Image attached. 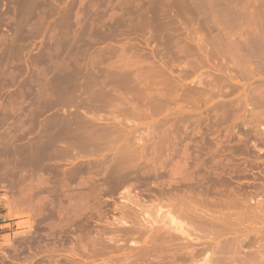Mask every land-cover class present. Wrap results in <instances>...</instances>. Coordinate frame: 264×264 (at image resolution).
<instances>
[{
    "label": "rangeland",
    "instance_id": "1",
    "mask_svg": "<svg viewBox=\"0 0 264 264\" xmlns=\"http://www.w3.org/2000/svg\"><path fill=\"white\" fill-rule=\"evenodd\" d=\"M187 41L191 44L189 45L191 54L186 56L182 53L181 46L187 44ZM124 43L131 44V47L134 45V49L126 50L121 56L120 49ZM109 44L116 46L117 50L109 49L111 46ZM91 55L99 59L94 60L99 68L117 72L129 68L139 69L141 65L139 62L144 63L141 68L149 69H155L159 65L161 67V62H164L166 67L172 70L174 75L171 76L172 80L184 85L182 88L186 87L185 90L180 88L178 91L181 98L171 100L169 102L171 104L168 103L169 107L167 104L166 109L154 115V118L150 115H145L148 118L128 117L126 122L131 133L140 142L142 140L141 144L144 142V145L153 132L159 133L156 136L154 134L153 138L160 137L162 140L161 136L166 135V132L172 129L177 131L178 136L173 130L171 132L176 135L172 149L167 148V144L166 146L160 143V140L154 139L161 144L160 152L164 151L163 155L173 154V158L164 160L156 170L153 168L150 175H144L145 171L140 167L143 169L141 171H144L140 173L141 175H133L134 177L128 178L129 180H126L127 177L132 176L114 178L117 182L106 176L105 179L102 176L100 181L101 176H98L101 175L100 172L96 175L93 172V176L98 178V181L93 182L88 180L91 173L89 176L87 170L81 173L83 178L77 174L73 179H65L60 175L65 170L72 169L73 165L64 159H60L58 164L53 160L51 167L55 169L50 167L52 171L48 166L43 167V164H40L41 171L39 165H34L31 170L29 169L33 165L29 166V169L21 167L25 168L28 174H25V169H18L21 171L20 178L33 172L31 177L35 179L27 176L20 180L17 177L19 171L15 174L16 177L10 175L9 178L0 171V264H208L207 260L213 253L211 250V247L214 248L213 240L214 245L220 241L226 245L230 238L232 243L229 241V248L233 244L236 245L234 246L236 249L240 247L242 250H237L242 251L238 253L242 255L240 257L250 252L254 255L256 251L258 253V249L263 253L264 0H0V170H4V165L8 166L10 162L13 168L16 163L27 160L21 155L23 153L15 155L10 150L7 151V143L14 141L11 140V136L14 138V135L15 137L24 135L20 137L21 139L15 138L14 146L19 143L18 146L28 144L31 138H34L32 141L35 142L44 123L49 125L62 118L64 114L73 112L71 107L76 102L73 95L74 86L62 89L52 84L50 88L58 90L53 92L54 96H50L51 101L49 97L44 96L43 89L46 86L44 83L50 82L48 80L54 76L53 73H49L50 70L58 65L57 68H68L67 72L70 73L81 65L89 66L94 62ZM193 59L195 63L196 60L202 61V65L200 63L196 65L192 62ZM187 63L195 70H201L196 73L189 70L188 74H184ZM196 66L203 67L196 69ZM43 70L47 72L48 80L44 77ZM181 75L185 77L181 78ZM183 92L185 94L190 92V103H187V106ZM195 97L197 101L192 102ZM189 106L192 112L188 111L187 115L188 112L184 109H188ZM96 109L93 111L85 109V116L107 119L109 114L107 107ZM81 110L84 111L83 108ZM182 110L187 113V117ZM168 112L172 117H167ZM28 115L32 121L26 118ZM179 117L185 120L182 121ZM20 120L30 121L22 122L21 126ZM162 122H166L167 125L166 123L163 125ZM174 124L178 125L175 127ZM26 125L30 129H27ZM169 126H172V129L167 131L166 128H170ZM18 127L20 131L17 130ZM14 128H17V131ZM24 128L26 132L32 130L26 134ZM7 133L11 136H7ZM148 143L150 141L147 145ZM150 144L146 145V148L148 147V156L151 157L149 160L152 162L154 155L153 146ZM186 147L190 158L186 168L191 174L190 180L181 174L172 175L173 169L184 167ZM12 156L13 158H10ZM198 160L201 163L199 166L195 165ZM44 162L47 164L48 160ZM150 162H146L149 167L152 166ZM146 165L144 168H147ZM149 167L148 171L145 168L147 172ZM56 168L62 172H57ZM53 169L55 173L52 174ZM50 173L55 175L50 177ZM40 174L48 180L44 183L45 192L44 186L39 185L44 193L41 189H35L39 184ZM61 178L67 184L70 182L67 190L60 188L64 182ZM22 179H26V182ZM68 179L69 181H66ZM83 179L89 181L91 189L85 187L83 183L82 187L80 186ZM21 182L27 183V186L29 183L32 185L28 186L29 190L25 188L23 191L22 188L25 186L23 187L24 184ZM95 183L100 184H97V187ZM93 184L99 190V186L102 188L101 194L97 188L98 192L94 191L98 196L93 194L95 188H92ZM30 188L36 191L30 192ZM89 190L90 192L92 190L93 195L89 194ZM187 192L208 193L204 200L207 210L205 209L203 214V217L206 214L207 219L201 220L202 223L208 219L211 221V216L214 220L212 223L205 221V224L199 222L201 224L199 231L205 241L201 239V242L190 244L191 247H196V255L193 258L184 257L174 261L168 259L170 252L175 250L182 252L178 248L187 243L186 239L182 238V242L177 241L179 242L177 246L176 241L171 242L163 236L166 235L163 231L161 237L169 242H163L160 237L159 242L158 239L157 243L156 241L153 243L155 234L152 235L146 230L147 227L151 229L153 226L146 225L143 219L160 218L158 220L161 221L170 211L166 206L168 199L173 194L182 195ZM127 194L137 205L126 201ZM70 195L73 197L72 200L75 201L77 198L78 201L76 199L73 204ZM70 203L81 208L77 206L78 209L71 210L73 206L71 207ZM123 213L131 218L135 216L138 223L125 228L117 220L121 219ZM233 219L242 221L241 225L237 222L240 225L237 224L238 228L234 224V228L231 226L232 222L234 223ZM162 221L161 226L167 225L168 222ZM160 225H157V228L161 227ZM232 229L239 230V234ZM219 234L228 241L223 242L221 236L216 239ZM232 238H235L234 242ZM235 243L241 244L237 246ZM174 245L176 247H173ZM218 245L221 246L220 243ZM242 245L244 246L241 247ZM238 254L236 256L239 257ZM250 255L242 258L244 260L234 255V259L236 257L239 262L235 263L236 259L232 262V259L229 264L231 262L247 264L251 261ZM251 263L257 264L253 261L249 264Z\"/></svg>",
    "mask_w": 264,
    "mask_h": 264
},
{
    "label": "bare ground",
    "instance_id": "2",
    "mask_svg": "<svg viewBox=\"0 0 264 264\" xmlns=\"http://www.w3.org/2000/svg\"><path fill=\"white\" fill-rule=\"evenodd\" d=\"M106 1V0H105ZM127 1V0H126ZM148 1V0H147ZM31 2V1H30ZM108 2V1H107ZM111 3V2H110ZM120 3V1H119ZM130 3V2H129ZM145 3V2H144ZM109 4V3H108ZM113 4V3H112ZM124 4V3H123ZM132 4V3H131ZM146 4V3H145ZM31 5V3H30ZM32 6V5H31ZM111 6V5H110ZM123 6V5H122ZM26 7V6H25ZM108 7V6H107ZM121 7V5H120ZM38 8V7H37ZM55 9V8H54ZM147 10V9H146ZM145 10V11H146ZM148 12V11H146ZM89 14V13H88ZM145 14V13H144ZM149 14V12L147 13ZM146 14V15H147ZM31 15V14H30ZM16 16V15H15ZM36 16V15H35ZM149 16V15H147ZM28 17V16H27ZM37 17V16H36ZM23 18V17H22ZM151 18V17H150ZM35 19V18H34ZM29 20V19H28ZM150 21V20H149ZM39 22V21H38ZM146 22V20H145ZM145 24V23H144ZM148 24V23H147ZM149 25V24H148ZM34 26V25H33ZM16 27V26H15ZM18 27V25H17ZM22 28V26H20ZM18 27V28H20ZM142 27V26H141ZM164 27V26H163ZM23 29V28H22ZM17 30V29H16ZM164 30V29H162ZM38 33V32H37ZM30 36V35H29ZM32 36V35H31ZM19 37V36H18ZM35 37V35H34ZM14 42V41H13ZM188 43L190 41H187ZM184 44L183 46H181V51L184 55H190L191 54V45L190 43L189 44ZM15 44V43H14ZM111 45L109 47V49H114L113 51H116L115 48L116 46L112 45V44H109ZM133 45V44H132ZM134 47V45H133ZM131 47V44H128V43H124L122 46H121V49H120V53H121V56H123L125 54V51L127 50H133L134 48ZM107 50L108 48L105 47ZM17 49V48H16ZM105 49V50H106ZM193 49V48H192ZM104 51V49L101 51V53ZM98 52V51H96ZM99 55V53L97 54ZM102 55V54H101ZM100 56V55H99ZM97 56V57H99ZM90 57H93V55H91ZM96 57V58H97ZM194 57V56H193ZM94 59H92L93 61L94 60H97L95 59V56L93 57ZM138 58V57H137ZM37 59V58H36ZM91 59V58H90ZM139 59V58H138ZM136 59V60H138ZM199 59V58H197ZM91 60V62H92ZM99 60V59H98ZM191 60V59H190ZM200 60V59H199ZM205 58H203V62H204ZM90 62V63H91ZM188 62V60H187ZM191 62V61H190ZM194 59H193V61ZM202 62V61H201ZM201 62H197L196 60V63L198 65H202ZM206 62V61H205ZM161 67L159 65L156 66V68L154 69H149V68H141V65L144 64V63H141L139 62V64H141L139 67V69L137 68H129L125 71H120V72H117L116 70H104V68H99L97 66V62L94 61L92 62L89 66H86V65H81L79 68H76V69H72L73 71H71L70 73L67 72L68 71V68H65V69H59L57 68V65L56 68H53L52 70H50L51 72L49 73H53L54 76L51 77L49 80H48V74L45 70H43V75L45 78H47L48 81L50 82H47V83H44V85L46 84L45 88L43 89V93H44V96L46 95L47 98L49 97V100H50V96L53 95V92L57 91L58 88H50L52 84H56L58 87H61L62 89H68L72 86H74V96H75V99H76V102L74 103V105L71 107L72 111L71 113H67V114H64L62 116V118L60 117L58 120H56L55 122H51V124L49 125H46L44 123V127L43 129L41 128V132H38L39 135L37 137V139H35V142L32 141L34 140V138H31L30 140L32 141H29L28 144L26 142H21L22 144H25L23 146H18L20 145L19 143V140L17 141L19 144L17 146H14V143L16 142L15 141V138L16 137H23V136H18L14 135V138L13 136L10 135V133H7L8 135L7 136H11V140L14 139V141H9L7 143V148L8 149L7 151H11L12 153H14L15 155L17 153L25 156V159H27L26 161H20L19 163H16L15 167L12 168V166L10 164H8V166L4 165V170H0V171H3L4 175L6 176H10V175H14L17 173V171H19L18 169H21V167L23 168L25 166L28 167L29 169V166L33 165V167H30L29 170H31V168H34L35 166L34 165H39L40 164H43V167L47 168L48 166V169L51 167V162H53L54 160V163L58 164L59 163V160L60 159H64L65 161H67L69 164H72L73 167L72 169H68V170H65L64 173H62L60 176H64L63 178H75V176L78 174L81 175V173L86 172L89 174L91 173V176L89 174V178L88 180H93V182L95 181H98V178L95 176L96 173L99 174V172L101 173V175H98V176H101V179L99 178L100 181H102V176H103V179H105L104 177H110V178H117V179H120V178H123L124 176H132V177H127L126 180H129L128 178H133L136 174H140V173H143L145 171V173H148V174H145L143 173L144 175H150L149 173H151V171H153L154 169L156 170L157 166L158 165H162L163 164V161L165 160H168V158H171L173 156V154H169V155H163L162 153H164L163 149L162 151L163 152H160L159 148L161 149V144H167V148H171V146L173 145V143H175V139H176V135L178 133H176L173 129H172V126H169L170 128H166L167 131L168 129H172L173 132L176 134L174 135V133L172 134V130H170V132H166L164 134L166 135H162V140H160L159 138H153L152 136L155 134L156 136V132H153L154 134L152 135L151 133V138H153L152 140H150L151 138H149V140L145 141V144L147 145V142L150 141V143H148L147 146L152 145V153L154 155V158L152 157L151 161L150 162V158L148 156V153L147 152V148H146V145H144V142L141 144V142L139 141V139L131 133V129L128 125V117H138V118H142V117H146L145 115H150L152 116L153 118L155 117L154 115H156L157 113H160L162 111H164L165 106L171 102V100H176L178 98H181V94H179V90L180 88H182V86L184 85H179L178 82H175L174 80H172V77H174V75L172 74V70L168 69L165 65L164 62H161ZM164 63V64H163ZM195 63V64H196ZM200 63V64H199ZM196 64V65H197ZM54 65V64H53ZM88 65V64H87ZM101 65V64H100ZM148 65V64H147ZM204 65V64H203ZM146 66V65H144ZM55 67V66H54ZM62 68L64 66H61ZM147 67H150V66H147ZM152 67V66H151ZM158 67V68H157ZM195 67V65H194ZM198 66H196V69H197ZM203 66L201 67H198L199 68H202ZM99 68V69H98ZM115 68V67H114ZM113 68V69H114ZM119 69V67H117ZM116 68V69H117ZM159 69V70H158ZM204 69V68H203ZM195 71V73L199 70H195L193 67L190 66V63L186 64L185 65V69L183 71L184 74H188V71ZM3 71V70H1ZM4 72V71H3ZM2 73V72H1ZM15 73V72H14ZM66 73L67 76H66ZM166 73V74H165ZM190 73V72H189ZM4 74V73H3ZM192 74V73H191ZM14 75V74H13ZM190 75V74H189ZM203 75V74H202ZM7 76V75H6ZM16 76V75H15ZM185 77L184 75H181V78ZM187 77V76H186ZM199 77V76H198ZM9 78V76H8ZM189 78V77H188ZM1 79V78H0ZM32 79V78H30ZM36 79V78H35ZM12 80V79H11ZM46 80V79H45ZM177 80V79H175ZM55 81V82H54ZM174 81V82H173ZM179 81V80H178ZM185 81V80H183ZM32 82V81H31ZM45 82V81H44ZM39 83V82H38ZM51 83V84H50ZM181 83V82H180ZM201 83V81L199 82ZM33 84V83H32ZM35 84V83H34ZM37 84V83H36ZM43 84V83H42ZM68 84H70L68 86ZM168 84V85H167ZM1 85V84H0ZM7 85V84H6ZM41 85V84H40ZM43 85V87H44ZM49 85V86H48ZM170 85V87H169ZM187 85V84H185ZM189 85V84H188ZM191 85V84H190ZM189 85V86H190ZM201 85V84H200ZM34 86V85H33ZM39 87V86H38ZM184 88L186 87H183L182 89L185 90ZM55 89V90H54ZM189 89V88H188ZM3 90V89H2ZM78 91V92H77ZM191 92V91H190ZM189 92V93H190ZM184 93V92H183ZM188 92H186V94L184 95L183 94V98L185 99L186 101V105L187 106L188 104L187 103H190V94ZM198 93V92H197ZM196 93V94H197ZM198 95V94H197ZM196 95V96H197ZM54 96V95H53ZM52 96V98H53ZM46 98V99H47ZM196 98V97H195ZM193 98V99H195ZM55 100V99H54ZM61 100V99H60ZM15 101V100H14ZM46 101V100H45ZM48 101V99H47ZM46 101V102H47ZM51 101V100H50ZM179 101V100H178ZM177 101V102H178ZM184 101V100H183ZM184 101V102H185ZM189 101V102H188ZM196 102L197 101V98L195 100H193L192 102ZM176 102V101H175ZM10 103V102H8ZM54 102H52L53 104ZM62 103V102H61ZM199 103V102H198ZM197 103V104H198ZM12 104V103H11ZM51 104V103H50ZM56 104V103H55ZM54 104V105H55ZM171 104V103H169ZM169 104H168V107H169ZM194 104V103H193ZM8 105V104H7ZM47 106V105H46ZM53 106V105H52ZM60 105L58 104V107ZM45 107V106H44ZM50 107V106H49ZM69 107V106H68ZM101 108V107H104V109L107 107L109 109V114H108V117L107 119H101V118H88L85 116V109H87L88 111H93V110H97L96 108ZM191 106L188 107V109H184L185 111H191ZM198 107V105H197ZM84 109L81 110V109ZM175 108V107H174ZM31 109V108H30ZM46 109V108H45ZM171 109V107H170ZM181 109V107H180ZM7 110V108H6ZM11 110V109H9ZM15 110V109H14ZM67 110V109H66ZM169 110V109H168ZM174 110V109H173ZM184 110H182L183 114L186 116V114L184 113ZM193 110V109H192ZM8 111V110H7ZM6 111V112H7ZM29 111V110H28ZM41 111V110H40ZM12 112V111H11ZM27 112V111H26ZM171 112V110H170ZM173 112V111H172ZM192 112V111H191ZM195 112V111H194ZM29 113V112H28ZM30 113H31V110H30ZM41 113V112H40ZM164 113V112H163ZM177 113V112H176ZM6 114V113H5ZM27 114V113H25ZM34 114V113H33ZM37 114V113H36ZM167 117L168 116H171L169 114V112L167 113ZM180 114V113H179ZM181 114V115H183ZM192 114V113H191ZM190 114V115H191ZM194 114V113H193ZM180 115V116H181ZM189 115V112L188 114ZM24 116V115H23ZM31 116V115H30ZM35 116V115H34ZM37 116V115H36ZM158 116V115H157ZM192 116V115H191ZM191 116H188L189 118ZM28 117V118H27ZM172 117V116H171ZM187 117V116H186ZM195 117V116H194ZM12 118V117H10ZM23 118V117H22ZM25 118V117H24ZM27 119H31V117L26 116ZM25 118V119H26ZM33 118V117H32ZM148 118V117H146ZM166 118V117H164ZM170 118V117H169ZM181 120L182 118L179 117ZM184 118V116H183ZM50 119V118H49ZM172 119V118H171ZM170 119V120H171ZM198 119V118H197ZM151 120V119H150ZM168 120V119H167ZM185 119H183L182 121H184ZM189 120V119H187ZM195 120H196V117H195ZM20 125L22 124V122H26V121H30V120H20ZM32 121V119H31ZM34 121V120H33ZM141 121V120H140ZM145 121V120H144ZM165 121V119H164ZM172 121V120H171ZM177 121V120H176ZM147 122H149L147 120ZM167 122V121H166ZM164 122V123H166ZM36 123V122H35ZM163 123V122H162ZM163 123V125H164ZM169 123V121H168ZM174 123V121H173ZM178 123H179V120H178ZM182 123V122H181ZM145 124V123H144ZM176 124V123H175ZM174 126L176 127L177 125ZM23 125V124H22ZM21 125V126H22ZM33 125V124H32ZM31 125V126H32ZM154 125V124H153ZM159 125V124H158ZM167 125V123L165 124ZM173 125V124H172ZM35 126V125H34ZM42 126V125H41ZM152 126V125H151ZM27 128V125L25 126ZM137 127V126H136ZM153 127V126H152ZM162 127V125H161ZM165 127V126H164ZM163 127V128H164ZM10 128V127H9ZM12 128V127H11ZM20 127H18L17 130H21L19 129ZM29 128V126H28ZM27 128V129H28ZM155 128V127H154ZM179 128V126L177 127ZM7 129V128H6ZM15 129V128H14ZM15 129V130H16ZM30 129V128H29ZM32 129L35 130V128L32 127ZM31 129V130H32ZM49 129V130H48ZM161 129V128H160ZM13 130V129H12ZM16 130V131H17ZM25 130V128H24ZM31 130H28V131H31ZM135 130V129H133ZM159 130V129H158ZM162 130V129H161ZM179 130V129H178ZM7 131V130H6ZM14 131V130H13ZM13 132L14 134L16 133ZM28 131L26 132V134L28 133ZM165 131V130H164ZM23 133V131H21ZM33 132V131H32ZM179 132V131H178ZM6 133V132H5ZM22 133H19L22 135ZM37 133V132H36ZM37 133V134H38ZM25 134V135H26ZM32 134V133H31ZM159 134V133H158ZM157 134V135H158ZM161 135V134H160ZM36 136V135H35ZM178 136V135H177ZM34 137V136H33ZM149 137V135H148ZM10 138L8 140H10ZM17 138V139H19ZM21 139V138H20ZM160 140V143L158 144L156 140ZM164 139V140H163ZM144 140V139H143ZM163 141V142H161ZM174 141V142H173ZM14 142V143H13ZM177 142V141H176ZM163 147V146H162ZM166 148V147H165ZM172 149V148H171ZM150 150V151H151ZM168 150V149H167ZM25 153V154H24ZM150 152V154H152ZM13 154V155H14ZM163 157H161V155ZM1 156V155H0ZM149 158H148V157ZM17 157V156H16ZM159 157V159H158ZM10 158H13L10 157ZM24 158V157H23ZM67 158V159H66ZM173 158V157H172ZM193 158V157H192ZM15 159V158H14ZM13 159V160H14ZM158 159V160H157ZM184 162H183V168H176L175 170L173 169L172 170V175L174 176H177L178 174H181L183 175L187 180H190L191 179V174L188 172V170L186 169L187 166H188V162L190 160L189 158V151L187 149V147L185 148V152H184ZM195 159V158H193ZM197 159V158H196ZM6 160V159H4ZM8 160V159H7ZM6 160V161H7ZM44 160H48V163L45 164L43 163ZM56 160V161H55ZM144 160H146V162H150L149 164L152 163V166L149 167L148 163H146ZM149 160V161H148ZM12 161V160H11ZM16 161V160H15ZM144 161V163H142ZM197 161V160H196ZM4 162V161H3ZM195 162V161H194ZM5 163V162H4ZM3 163V164H4ZM8 163V162H7ZM6 163V164H7ZM196 163V162H195ZM53 164V163H52ZM142 164V165H141ZM147 164V171H148V167L150 168L149 169V172H147L144 168V165ZM199 164H201L198 160V162L195 164L197 166H199ZM1 165V163H0ZM13 165V163H12ZM141 165V166H140ZM11 166V167H10ZM36 166V168H38ZM42 166V165H41ZM41 166H40V171H41ZM54 166V165H52ZM196 166V167H197ZM6 167V168H5ZM57 167V166H56ZM140 167H143L144 171H141L143 169H141ZM1 168V167H0ZM24 168V169H25ZM35 168V169H36ZM51 168H54V167H51ZM50 168V169H51ZM152 168V169H151ZM154 168V169H153ZM199 168V167H198ZM24 169H21V170H24ZM27 169V168H26ZM24 170L25 172L27 170ZM48 169H46L48 171ZM55 169V168H54ZM53 169V170H54ZM57 169V168H56ZM59 169V168H58ZM57 169V172L61 171L62 170H59L58 171ZM28 170V172H29ZM37 170V169H36ZM39 170V169H38ZM45 170V172H46ZM34 171V170H33ZM52 171V169H51ZM89 171V172H88ZM21 171H19L18 173H20ZM35 172V171H34ZM50 172V170H49ZM60 172V173H61ZM93 172L95 173V177L93 176ZM156 172V171H155ZM33 173V172H32ZM30 172L31 175H23L21 178H25L27 176V178H30L33 174ZM44 173V172H43ZM48 175L49 173L46 172ZM52 174L55 173V170L53 172H51ZM50 173V177L51 176H54V175H51ZM23 174V173H22ZM25 174H28L27 172ZM103 174V175H102ZM142 174V176H144ZM19 176H17L18 178H20V174H18ZM35 175V173H34ZM47 175V176H48ZM134 175V176H133ZM141 175V174H140ZM137 176V175H136ZM11 177V176H10ZM9 177V178H10ZM16 177V176H15ZM34 177V176H33ZM77 177V176H76ZM80 177L83 178V176L81 175ZM120 177V178H119ZM125 177V178H126ZM20 178V180H21ZM26 178V179H27ZM32 178V177H31ZM24 182H26L25 180H23ZM32 179H35V178H32ZM32 179H30L32 181ZM58 179V178H57ZM70 179V180H71ZM95 179V180H94ZM114 179V180H115ZM15 180V179H14ZM29 180V182H31ZM62 182L64 181L62 178H61ZM107 180H109L107 178ZM10 181V180H9ZM28 181V179H27ZM35 181V180H34ZM33 181V183H34ZM66 181H69L66 180ZM117 182V180H115ZM6 182V180H5ZM28 182V183H29ZM48 180H45V178L42 177V174L38 175V185L37 187L35 186V189H41V185L44 186V189H45V185L44 183H47ZM91 182V183H93ZM106 182V181H105ZM120 182V181H119ZM23 183V182H21ZM32 183V182H31ZM70 182H68L69 184ZM82 183L85 187H89V181H84V179L82 180V182H80V186L82 187ZM24 184V183H23ZM67 183H65V181L63 182V184L61 185V189L62 190H67L68 188V185ZM96 184V183H95ZM97 184H100V183H97ZM96 184V185H97ZM32 184L29 183L28 186H31ZM39 185L41 187H39ZM94 185V184H93ZM25 186V187H24ZM27 186V183H25L23 185L24 188H22V184H21V187L20 189L22 188L25 189L27 188L29 190ZM34 186V185H33ZM49 186V184H48ZM95 185L92 187L94 188ZM98 187V185H97ZM97 187H95L93 189V192L96 190L97 191ZM100 187V194H101V186ZM15 188V187H14ZM90 188V187H89ZM97 188V189H96ZM19 189V188H18ZM19 189V191H20ZM30 192L31 191H34L32 190L33 188H30ZM91 189V188H90ZM42 193H44L46 191V189L44 190L43 192V189H41ZM24 191V190H23ZM22 191V192H23ZM36 191V190H35ZM34 191V192H35ZM39 190H37L38 192ZM27 192V191H26ZM29 192V191H28ZM40 192V191H39ZM49 192V190H48ZM64 192V191H62ZM66 192V191H65ZM64 192V193H65ZM92 192V190H91ZM90 190H89V194L90 195H95L96 192H92L93 194H91ZM98 192V191H97ZM103 192V191H102ZM18 193V192H17ZM25 193V192H23ZM33 193V192H32ZM31 193V194H32ZM63 193V194H64ZM21 194V192H20ZM26 194V193H25ZM24 194V195H25ZM34 194V193H33ZM32 194V196H33ZM85 195V193H82ZM98 194V193H97ZM95 195V196H98V195ZM99 194V195H100ZM27 195V194H26ZM29 195V194H28ZM67 195V194H66ZM64 195V196H66ZM87 195V194H86ZM85 195V196H86ZM130 195V193H129ZM94 196V197H95ZM205 196H208V193H204V192H200V193H195V192H187V193H184L182 195H178V194H173L169 199H168V202L166 204V206L169 207V213L164 215L163 219L164 221H162L163 219H161L162 222H165L167 223L166 224H163V226H161V221L158 220L160 218H145L143 219V222L146 224V225H151L153 226L151 229H148V227L146 228V230L148 232H151V234H155L154 236V240L152 241L153 243H157V240L158 242L160 241V239L162 238L161 237V234H163V231L164 233H166V235H163L164 237H166V239L168 238L171 242H174V241H179L181 240L182 242V238H184V240L186 239L187 243L180 246L178 249L181 250L182 252H179L178 250H175L174 252L170 249V252L171 253V257L169 256L168 259H172L174 261H176L178 258H193L195 255H196V247H191L190 244L192 242H201L202 240L201 239H204L203 241H205V238L203 237V234L200 233L199 231V228L201 227V224L202 223V220L203 219H207L206 218V214L204 215L203 217V214L205 212V209L207 210V208H205V203H204V200H205ZM26 197V196H25ZM29 196H27L28 198ZM71 197V195H70ZM82 197V196H81ZM91 197V196H90ZM124 197V196H123ZM127 197H128V194H127ZM126 197V201L129 202V204L131 203L132 205H137L136 202L133 201V198H131V196H129L128 198ZM73 197H71L70 200H72ZM84 198V196H83ZM125 198V197H124ZM77 199V198H76ZM75 199V201H76ZM208 199H206V202H207ZM74 200H72L71 202L74 204L75 203ZM78 201V199H77ZM70 203L71 207L73 206V204ZM209 204V202H207ZM78 204V203H76ZM80 205V203H79ZM74 206H76L74 208ZM73 208H70L71 210L72 209H78V205H74ZM78 206V207H77ZM210 206V205H208ZM206 206V207H208ZM83 209H84V205H82ZM81 208V206L79 207ZM82 209V211H83ZM132 210V209H131ZM79 211V210H78ZM77 211V212H78ZM81 211V209H80ZM76 212V213H77ZM79 213V212H78ZM171 213H174L171 214ZM72 214V213H71ZM73 214H75L73 212ZM161 217V216H160ZM161 217V218H162ZM165 218H167L165 220ZM209 218V217H208ZM210 218H212V220H214V217L211 216ZM236 218V217H235ZM234 218V219H235ZM156 219V220H155ZM202 219V220H201ZM233 219V221H234ZM238 219V218H237ZM117 220L119 221V223L121 225H123L125 228H127L126 226H130V225H135L136 223H138V220L135 218V216H133L132 218L127 215L126 213H123L121 215V219L119 220L117 218ZM168 220V221H167ZM210 221L209 219L206 221L204 220L202 224H205L204 222H213V221ZM236 220V219H235ZM132 221V222H131ZM137 221V222H135ZM201 221V222H200ZM200 222V223H199ZM239 222L240 225H241V222L240 219L237 220V221H234V223L232 222V225L233 228L235 227L234 225H236V228L237 227V224L239 225ZM234 224V225H233ZM157 225H160L161 227L158 226L157 228ZM239 225V226H240ZM167 227V228H163V227ZM231 228V227H230ZM131 229V228H129ZM134 229V228H133ZM127 230V229H126ZM236 231L238 233V231L236 229H232V231ZM130 231V230H129ZM133 231V230H132ZM135 231V230H134ZM230 230V232H232ZM131 232V231H130ZM147 234H150L148 233ZM162 232V233H161ZM202 234V236L199 234ZM241 233V232H240ZM150 234V235H151ZM229 234V233H227ZM239 234V233H238ZM129 235V234H128ZM151 235V236H152ZM199 236V237H198ZM219 236H221V234H219L216 238V239H219ZM233 236V235H232ZM150 237V236H149ZM161 237V238H160ZM203 237V238H201ZM222 238H220L221 240L223 239V242H226V241H230V239L228 240H224L225 237L223 238V235L221 236ZM152 238V237H150ZM227 238V236H226ZM240 238V237H239ZM165 238H162V241L163 242H169V240L167 241ZM235 238H232L233 242L235 241L234 240ZM200 240V241H199ZM236 240H237V237H236ZM217 241V240H216ZM228 241V244L232 243V241H230L229 243ZM238 241H241V243L243 242L241 239ZM165 242V243H166ZM174 242V243H176ZM179 242H177V246L179 244ZM184 242V241H183ZM214 242V240H213ZM212 242V245L214 246V248L211 247V250H213V253H212V256H210V258L207 260L208 261V264H229V262L232 260V262L235 260V263L239 262V260L237 261V258L238 259H242L244 257H247L249 256L250 254H252L253 252H250L245 254L244 257H240L242 255H239L238 253H241L242 251H237V250H240L241 248L237 247L234 248V246L236 245H232L231 247L234 248L237 252V254L239 255L236 256V252L234 249H231L229 248V245L226 244V245H223L224 243H221L222 241H220V245L219 246L218 244L217 245H214ZM240 243V244H241ZM264 243V241L262 242ZM205 244V243H203ZM235 244H238V243H235ZM240 244H238L237 246H239ZM194 245V244H193ZM167 246H168V243H167ZM227 246V247H226ZM244 245H242L241 247H243ZM169 247V246H168ZM167 247V248H168ZM173 247H176L175 245ZM216 247V249H215ZM242 250V249H241ZM234 251V253H233ZM232 252V253H231ZM232 254V255H231ZM264 252L261 253L259 252V249H258V253L256 251V254H252V256L250 255V258H251V261L255 262V263H259L260 264H263L262 261L261 262V259H263L264 257ZM234 255L237 257H235L234 259ZM247 255V256H246ZM249 257L247 258L248 260L250 259ZM240 259V260H241ZM246 258L245 260L248 261ZM162 260V259H161ZM244 260V259H242ZM251 261H248L247 264H249ZM231 262V263H232ZM242 261H240L241 263ZM230 263V264H231ZM235 263H232V264H235ZM244 263V262H242ZM246 263V262H245ZM251 264H254V263H251Z\"/></svg>",
    "mask_w": 264,
    "mask_h": 264
}]
</instances>
